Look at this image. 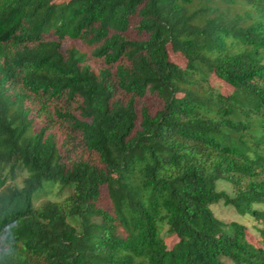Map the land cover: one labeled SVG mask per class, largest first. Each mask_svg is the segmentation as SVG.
<instances>
[{"label":"trees","instance_id":"16d2710c","mask_svg":"<svg viewBox=\"0 0 264 264\" xmlns=\"http://www.w3.org/2000/svg\"><path fill=\"white\" fill-rule=\"evenodd\" d=\"M221 200L264 217V0H0V264H264Z\"/></svg>","mask_w":264,"mask_h":264},{"label":"rangeland","instance_id":"374dc122","mask_svg":"<svg viewBox=\"0 0 264 264\" xmlns=\"http://www.w3.org/2000/svg\"><path fill=\"white\" fill-rule=\"evenodd\" d=\"M51 4H57L61 2H68L70 0H47ZM51 33L49 34V36ZM131 36L139 37V33L137 32L135 25L132 26L130 31ZM67 46L78 47L83 51L89 53L92 51V47L88 44H84L80 40H67ZM91 53V52H90ZM167 56L170 63L174 66L187 69L190 67V57L184 52L177 50L173 44L167 45ZM210 86H212L215 90L219 91L222 95L232 98L236 92V89L219 77L215 72L210 74ZM184 93L180 92L179 97H183ZM150 107L154 112L159 109L161 106V102L155 98V96L149 97L147 99ZM35 172L26 164L20 163L15 165L13 172L7 173V185L12 186L14 183L20 186H27L28 182L33 179ZM53 186V187H52ZM220 190H225L230 192L231 186L228 182H221L219 184ZM70 191L62 190L57 185H47L42 187L36 194L34 195V203L38 206L45 203L47 200L59 201L62 202ZM101 201L108 207H111V202L107 196L106 190L103 191ZM214 214L224 221L225 223L238 222L243 224L246 227V241L251 247L257 250L260 254H264V217H255L250 212L246 214L239 213L235 207L227 205L223 200L213 204L211 206ZM256 209L264 211V202L255 204ZM158 228L160 232L161 241L163 243V248L167 252H174L177 250V247L180 243V238L171 234L168 228L167 221L164 219L158 221ZM227 264H234L231 260L227 259Z\"/></svg>","mask_w":264,"mask_h":264}]
</instances>
